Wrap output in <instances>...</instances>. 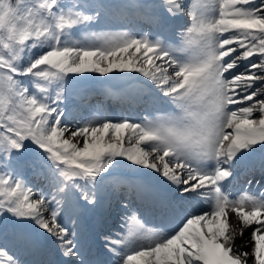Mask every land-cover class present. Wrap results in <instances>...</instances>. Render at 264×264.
<instances>
[{
  "label": "snow or ice",
  "instance_id": "obj_1",
  "mask_svg": "<svg viewBox=\"0 0 264 264\" xmlns=\"http://www.w3.org/2000/svg\"><path fill=\"white\" fill-rule=\"evenodd\" d=\"M133 10L157 32L92 31ZM185 15L169 42L164 28ZM90 77L158 114L71 127L66 86ZM257 153L264 169V0H0V264H21L9 244L29 248L40 231L61 264H94L65 212L96 207L121 168L172 193L163 212L177 223L148 227L120 201L119 232L98 236L109 264H264V195L228 191Z\"/></svg>",
  "mask_w": 264,
  "mask_h": 264
},
{
  "label": "rangeland",
  "instance_id": "obj_2",
  "mask_svg": "<svg viewBox=\"0 0 264 264\" xmlns=\"http://www.w3.org/2000/svg\"><path fill=\"white\" fill-rule=\"evenodd\" d=\"M64 2L69 3L71 0H64ZM104 2L112 5H126L151 2V0H104ZM184 3L188 6V9H191L194 4L198 3V0H184ZM134 11L137 10H133L129 14L131 15ZM127 20L132 19L127 18ZM189 22L190 17L185 15L183 19L169 23L168 25H174L171 29H168L167 27L164 29V35L169 37V42H177V40L173 39L175 37V33L180 29L181 26ZM100 30H131L137 33L143 32L153 35L157 32V27L155 24L151 23V26H146L141 30H138L136 24H128L125 20H114L110 23L102 25L100 28L92 29V31ZM82 35H84V33H78L74 38H79ZM239 70L240 69L237 71ZM242 70L243 68L241 71ZM121 83V81H107L103 77H90L83 82L70 83L68 86H66V99H64L60 105L66 113L67 118L65 122L71 127H75L77 122H82L83 118L96 119L97 117L104 116L112 120H141L146 115L149 118H153V116L158 114L157 109L148 108L146 110V107L143 104H139V107L135 109V112L127 111L125 107H115V105L112 103V100L115 97L122 96L124 99H129L128 97L131 94L129 89L120 87ZM103 95H105V97H103ZM90 96H96V98L86 101ZM167 110H169V106H160L159 108L160 112ZM257 155V158L261 160V154L257 153ZM24 175L29 186H31L35 191H43L45 194H47V183L43 177L34 176L30 171L25 172ZM263 177L264 176H259L258 179H249L248 182H251L255 179V182L257 183L260 182V179ZM149 180L150 178L138 179L136 175L133 174L129 169L121 168L113 177H110L105 182V186L103 188V199L97 204L96 207L84 209L80 208L75 203L67 207L64 216V223L69 227H73L74 221H76L75 227L79 233L80 240L84 245L86 256L90 261H93L94 264H98L100 260H103L104 262L107 258H104L101 255L102 242L98 239L99 234L102 231L119 232L122 213L121 209L118 207V203L123 200L120 195H118L121 191L120 187H127L129 188H126L127 191L131 190L133 192L131 199H134V195L140 192L139 185H141L142 182H144L145 187H148L149 185H155L157 188L164 190L162 186H159L156 183H149ZM127 191L124 190L123 192L126 193ZM164 192L167 191L164 190ZM259 194H262V192ZM118 197L120 198L118 199ZM110 203L112 204L111 208L108 205ZM199 206H201V204L196 205V207ZM137 210L141 213L142 219L147 222L148 227H152L153 224L160 222L158 221L157 216L159 213L153 214L149 213L148 211H143L140 209ZM230 220L231 222H235L236 217L234 214L231 215ZM166 221L168 225L172 226V224L176 222V219L174 217L167 216ZM248 235L249 233L245 236V238ZM31 239L33 243L29 248L19 246L12 247V245L9 244V247L15 256L20 260L21 264H61V257L57 252L56 245L53 244L52 241L47 238L42 231L32 233ZM0 242H5L3 241L2 236H0Z\"/></svg>",
  "mask_w": 264,
  "mask_h": 264
},
{
  "label": "bare ground",
  "instance_id": "obj_3",
  "mask_svg": "<svg viewBox=\"0 0 264 264\" xmlns=\"http://www.w3.org/2000/svg\"><path fill=\"white\" fill-rule=\"evenodd\" d=\"M243 67H241L240 68V70L239 71H241V69H242ZM155 183L151 178H150V180H149V183ZM158 185V184H157ZM160 186V185H159ZM150 187V186H149ZM155 189L154 190H156L157 191V187L155 186L154 187ZM253 188H255V194L256 195H264V179H262L261 180V182H259V183H255V180L254 181H252L250 184H245L244 186H243V189H240L238 192H240V191H243V193L244 192H247V193H251V192H253L252 191V189ZM258 189H262L263 191H262V194H259L258 192H257V190ZM157 192H160V194L162 195V194H165L164 192H163V189H160V190H158ZM238 192H236V194L238 193ZM252 194V193H251ZM201 207H205V205H203V204H201V206H199V207H197L198 209L199 208H201ZM176 225V223L172 226V227H174ZM169 227V226H168ZM172 227H169V228H172ZM248 233L246 232L245 233V236L247 235ZM101 255L104 257V258H106L105 259V261L103 262V260H100V262L98 263V264H109V262H110V257L104 252V250L102 249V253H101Z\"/></svg>",
  "mask_w": 264,
  "mask_h": 264
}]
</instances>
